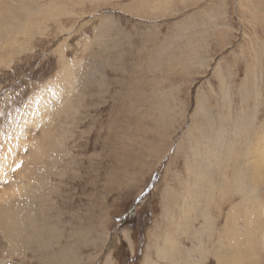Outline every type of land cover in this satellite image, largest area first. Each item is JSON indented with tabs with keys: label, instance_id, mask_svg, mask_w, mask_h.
I'll list each match as a JSON object with an SVG mask.
<instances>
[{
	"label": "rangeland",
	"instance_id": "1",
	"mask_svg": "<svg viewBox=\"0 0 264 264\" xmlns=\"http://www.w3.org/2000/svg\"><path fill=\"white\" fill-rule=\"evenodd\" d=\"M0 24V206L10 202L22 208L23 225L52 230L46 245L34 238L39 228L13 238L0 230V264H177L156 256L174 235L188 248L196 242L200 264H221L211 242L232 241L217 250L225 264L235 262L240 247L227 231L233 222L247 237L236 207L252 199L243 203L225 187L222 174L233 184L235 172L228 161L210 154L203 167L216 174L212 200L201 195L189 214L190 221L197 215L196 228L184 218L169 227L167 216H178L173 193L182 198L190 181L187 155L199 134L192 117L201 99L215 128L222 103L230 102L238 124L257 108L251 128H233V119L226 128V140L244 154L232 157L230 146L231 162L250 165L246 147L264 131V0H0ZM248 82L260 92L249 105L242 97L254 92ZM161 108L172 109L168 129L156 122ZM205 144L202 138L201 151ZM206 181L204 194L212 185ZM261 190L256 236L263 239L257 249L250 245L260 257L247 264H264V181Z\"/></svg>",
	"mask_w": 264,
	"mask_h": 264
},
{
	"label": "bare ground",
	"instance_id": "2",
	"mask_svg": "<svg viewBox=\"0 0 264 264\" xmlns=\"http://www.w3.org/2000/svg\"><path fill=\"white\" fill-rule=\"evenodd\" d=\"M141 8H144L143 5ZM6 15L7 14H4V12L1 13V16H6ZM1 26H0V28H1ZM2 28H3V26H2ZM159 65H163V63H161V64L159 63L157 66H159ZM248 73H249V69H247V74ZM260 76H261V73H260ZM252 80H253V78H252ZM69 81L70 80H69V76H68V78L66 79V82H69ZM249 81H251V78ZM263 81H264V79H263ZM251 83L252 82H250V84ZM253 84H251L252 87H253ZM248 85H249V82H248ZM68 86L72 87V85H70V84ZM249 86H248V88H249ZM250 88H251V86H250ZM251 90H253L254 92L249 91V94H247V96H245L246 94L242 90L243 91L242 92L243 101H246L248 98L249 99L252 98V100H254V102H256L257 98L260 96V92L258 93V90H254L252 88H251ZM225 92L227 94V97H225V99L226 98L229 99V93L227 92V89ZM152 100L153 99L151 98L149 106L154 105L153 104L154 102ZM247 102L248 101H246L245 104H247ZM225 103H222V107L219 109L220 112H218V115L221 118V119H219L218 122L221 123V125L218 126L217 128H215L217 124H216V120L214 119V117L210 114V110H211L210 107L205 106V102L203 101V99H201L199 101L198 105L200 107V112L198 113L196 111V115H194L195 113L193 114L192 121H194V123L191 126V128H195V130H198L199 134L198 135L196 134L194 145L192 147V152H189L190 155L187 153L188 154L187 155L188 156L187 168L189 169V172L191 175L190 181L186 184L187 186L184 187L185 190H184V194H182L183 195L182 198L176 190L174 191V193H173L174 195H179V198L173 199V203H179L178 206H175V209L179 208V213H178V216H175V214L169 213V215H168L169 217L167 216V218L169 219V227H174V228L180 227L181 218H184L186 220L185 224H186L187 228H188V226L196 228L195 226H193L194 225L193 220L196 218L197 215L193 218V220L190 221L191 218L189 217V214H191L193 208L197 209V199L200 200L199 198L201 197V195H202V197L204 196L207 199H209V197H210L212 200L211 193H212V188H213V183H214L213 175L216 174V173L214 174L213 170L210 169L207 171L203 167H207L210 164L209 162H213L209 158V157H212L210 154H215V155H213L214 156L213 159L215 160L214 162L228 161V164L233 166L232 169L235 172L233 174L234 180H233V184H232L230 182V180L228 179V177L227 178L225 177L228 175V173L226 171V168L224 169L226 171V173L222 174V177H223L222 180H224L226 182L225 187L230 191V193H232V192L239 193L241 195L243 203H247L249 199L250 200L252 199V206H248V205L244 206L241 202H239L238 206L236 207L238 210H240V212L242 211L241 213H242L244 219L246 220V224L248 223V228L246 230V233L244 232V234L247 237L242 238V235L240 234L241 231H239V229L236 228V226L234 225L233 222H231V223L234 226L233 228L236 230H233V228H232V229H228V231H227L228 234H230L231 232L234 233L233 237H236L237 242H238V246L240 247V248L238 247L240 250L236 251V255H235L238 258L235 260V262H232V264H247V258L249 256H255V257L259 256L260 257V254L258 252L259 249L258 250H256V249L260 247V244H262V239H263V238L257 237L256 232H258V229H259L261 215H263V211H262L263 201L261 203V199H262L263 194H261L262 190L261 191H257V190L259 189L260 184L263 183V181H264V131H261V129H260L258 131H261V132H258L255 134L256 141H257L256 146H255V144H252L251 147H253V148H251V150H250L249 146L246 147L248 150L245 154V158H247V157L250 158V165H248L247 162L246 163L244 162V164H238L239 167H236L237 161L233 160V162H231V149H232V154H233L232 157H234V158H239L240 152H239L238 145H234V142H236V140H234V139L233 140H230V139L226 140V133H227L226 128L228 125H231L233 127L232 123H229L232 121L233 118L229 117L230 114L228 113V112H230L229 110L231 109L230 108L231 107L230 102H227L228 105H226ZM243 103L244 102H242V104ZM257 103H258V101H257ZM247 105H249V104H247ZM249 107L250 106H248V108ZM248 108L246 107V109H248ZM171 110L172 109H170V111ZM245 111H247V110H245ZM256 111H258V110L255 107L254 109H251V111L249 110L248 114L246 112L245 114L247 116V119H245V121L241 124H238V122L234 121V119H233L232 122H235L233 128H237V129H244L245 128L246 129L247 127H250V125L252 124L251 121L253 120L254 115L256 114ZM169 112L166 111L167 114H165L164 110L161 108L160 114H158L159 117L156 119V122L159 124L165 125L166 129L169 128V123H170L169 118H171V116L169 115L170 114ZM242 115H240L241 119L243 117ZM143 116L144 115L141 114V117H143ZM250 122H251V124H250ZM171 126H170V128H171ZM176 126H178V125H176ZM206 127H209V132L206 130ZM172 130H173V128H172ZM214 131L216 134L212 135V132H214ZM163 133L166 134L165 132H163ZM46 134L48 136H50L51 133L46 132ZM46 134H44V137ZM171 134H172V132L169 131V133L166 136H168V138H170ZM47 135H46V137H47ZM168 138H165L164 142H166V140L168 141ZM202 138L205 139V141L207 143V144H205V147H207V149L201 151L202 148L200 145V140ZM240 140H241V142H243L245 139L240 138ZM245 141H246L245 144H248V140H245ZM41 142H39V143L36 142L35 147L39 151H41V154H43L44 150H43V146H42ZM225 142H227V144ZM44 145H45V143H44ZM227 145H228V148H227ZM225 146L227 148V150H226L227 152L222 154V149L225 148ZM230 146H232L231 149H230ZM223 155L226 156L224 159L222 157ZM241 155H244V154H241ZM246 155H247V157H246ZM227 157H228V159H226ZM197 159L199 160L198 162H197ZM231 166L227 165V167L230 169L229 172H231V170H232L230 168ZM262 173H263V175H262ZM205 178L207 180L206 182H208V181L212 182V185L210 186V192H208V193L205 192L206 194H204V191H203V189H204L203 184L205 183ZM220 187H221L223 194H226L227 192H229V191L225 190V187H223V185L220 184ZM201 190H202V192H201ZM205 191H208V190L205 188ZM11 195H12V193H11ZM0 200H1V198H0ZM206 203L205 204L207 206H209L211 204V201H210V203H208V201H206ZM8 204H10V205H8ZM8 204L4 205V206H0V230H2L4 232L6 237L13 238L17 235L20 236L23 233L22 229H24V228L30 229V227H31L32 231L34 230V232L36 231V229L39 228V231H37L35 233L34 238L36 240L41 238V240H42L41 243L46 245L48 243V239L45 236V232L48 231L49 229H50V231H52L51 227L46 228V226L44 227V225L42 224L41 228H40V227L35 226L36 225L35 222L33 223L31 221H30V224H28V223L26 224V222H25L26 225L25 224L23 225L22 220L24 219L23 218L24 215L22 212V208H20V207L18 208L17 206H15L14 204H11L10 202ZM168 206L172 207L171 205H168ZM208 222H209V224H211L210 221H208ZM209 228L211 229L212 226H209ZM169 231L172 232L173 229L170 228ZM192 233L197 235V230L194 229L192 231ZM208 234H212V232L208 233ZM244 234H243V237H244ZM234 235H236V236H234ZM188 236H190V231H189ZM209 237H210V242H211L212 236H209ZM229 237H232V236H229ZM196 238H197V236H196ZM225 238H227V237H225ZM240 238L243 240H240ZM219 240H220V237H218L217 240H213L211 242V245L213 247L215 246L217 260L220 261L221 264H225V262L221 259L220 253L217 249L221 250V249H224L226 247H233V243L231 241V243L229 242L230 244L227 246V245H223ZM235 240H233V242ZM38 242H39V240H38ZM182 242H183V240L178 242V240L176 239V237L174 235V237H172V240L171 241H165L163 243L162 247L160 245L156 246L157 247L156 248V251H157L156 256L158 257V259L164 258L165 256L176 259L175 261L177 264H200V262L196 261V259H193L195 257V253L197 252L196 242L192 241L191 248L190 247L188 248V244H184ZM250 245L255 247L256 249L252 250V247H250ZM69 252H70V249H67V247H66L63 249L61 255H67ZM204 252L202 250L201 257H204V255H205ZM49 257H51V256H49ZM67 258H68V256H67ZM146 263L147 264H160L159 262H154V263L151 262V259L147 260ZM105 264H111V262L107 261ZM249 264H252V263H249Z\"/></svg>",
	"mask_w": 264,
	"mask_h": 264
}]
</instances>
